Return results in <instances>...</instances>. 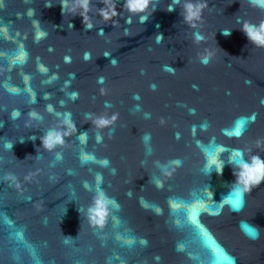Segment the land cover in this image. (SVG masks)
<instances>
[{
    "label": "clouds",
    "instance_id": "clouds-1",
    "mask_svg": "<svg viewBox=\"0 0 264 264\" xmlns=\"http://www.w3.org/2000/svg\"><path fill=\"white\" fill-rule=\"evenodd\" d=\"M90 0H77L76 4L69 6L66 3V0H63L62 6L63 9L65 7H69L70 10H75L77 7L83 9V11L79 12V14L83 17V21L86 25V28L91 29L93 25L90 23L89 17L87 13L90 11L89 9ZM151 0H125L124 8H126L130 13L139 14L144 13L149 8ZM253 4L259 7H264V0H253ZM105 6L99 9V15L103 17L105 21L111 20L113 17L121 15V13L117 12V6L112 0H105ZM50 6V5H48ZM206 7L205 4H193L186 3L184 5V19L186 22L190 23L193 27L196 26L195 21L200 19L202 9ZM168 10L172 11V5L168 6ZM31 14V10H30ZM131 17H129L130 21ZM147 19V16H141L140 20L143 22ZM34 24H38V21H34ZM241 30L246 34L249 40H251L258 47H264V21H261L259 25H254L247 21L243 22ZM232 30H223V35L229 36L231 35ZM102 34V30H101ZM46 35L45 32L37 30L36 39ZM195 39L197 42L200 40H204L205 37L200 33H194ZM164 39L163 35L156 36V42L160 43ZM90 54L85 53V59H89ZM210 54L204 55L202 57L201 62L205 65L209 63ZM66 62H70V57H65ZM115 63V61H113ZM100 83L103 82V78H99ZM19 115L18 110L13 112L12 117L16 118ZM30 115H35V113H30ZM117 119V114H113L111 118L100 117L94 121L97 126H109L112 122ZM242 121V120H241ZM241 121H237V125L240 124ZM69 127L71 131H75V125L69 121ZM65 135L71 134L70 132L64 133ZM242 134L240 129L239 135ZM86 134H81L82 138ZM42 146L45 149H52L56 144H62L63 138L60 132H49L45 136L41 137ZM7 147H12L11 144L7 145ZM221 150H223L221 148ZM234 157L233 162L235 164V168L238 169L235 171L236 181L234 182V186L231 189V206L234 210L239 211L244 206V194L246 192H250L253 186H258L262 182H264V159H262L259 155H253L251 157V163L245 161L243 159V151L239 149L233 150ZM217 156V155H216ZM216 156L209 155V166L215 164L216 171L220 172L223 168V162L219 161ZM238 158V159H237ZM162 183H157V187H162ZM108 204L109 200L105 197L103 192H100L99 195L95 198L94 205L89 208V223L94 227H102L105 224L106 217L108 216ZM255 236H258V231L253 229ZM66 238L71 239V236H66ZM146 243V241H145Z\"/></svg>",
    "mask_w": 264,
    "mask_h": 264
},
{
    "label": "snow or ice",
    "instance_id": "snow-or-ice-1",
    "mask_svg": "<svg viewBox=\"0 0 264 264\" xmlns=\"http://www.w3.org/2000/svg\"><path fill=\"white\" fill-rule=\"evenodd\" d=\"M242 124H243V122L241 121L240 124L236 125L235 131L233 133H229V135H236L237 136L239 134L241 127H242ZM244 227L247 231L253 232V230L248 228L247 225H245Z\"/></svg>",
    "mask_w": 264,
    "mask_h": 264
}]
</instances>
